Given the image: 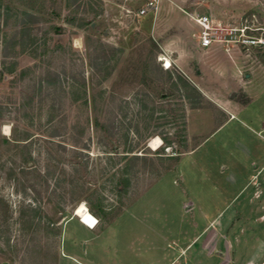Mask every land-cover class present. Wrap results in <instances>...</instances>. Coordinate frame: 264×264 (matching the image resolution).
Returning <instances> with one entry per match:
<instances>
[{
  "label": "rangeland",
  "instance_id": "rangeland-1",
  "mask_svg": "<svg viewBox=\"0 0 264 264\" xmlns=\"http://www.w3.org/2000/svg\"><path fill=\"white\" fill-rule=\"evenodd\" d=\"M144 2L0 0V264H57L63 226L67 237L88 236L72 216L82 203L89 210L80 219L93 228L141 199L98 258L125 255L126 240L141 259L154 256L147 240L182 245L201 220L198 208L229 228L234 246L238 228L264 211V194L250 204L255 187L242 188L255 171L250 157L264 151V45L248 54L201 47L193 19L207 13L264 35V0H159L138 14ZM178 51L179 64L166 59L165 68L162 54ZM223 109L243 120L185 153L224 120ZM187 200L192 213L183 212ZM200 262L224 264L215 251Z\"/></svg>",
  "mask_w": 264,
  "mask_h": 264
},
{
  "label": "crops",
  "instance_id": "crops-1",
  "mask_svg": "<svg viewBox=\"0 0 264 264\" xmlns=\"http://www.w3.org/2000/svg\"><path fill=\"white\" fill-rule=\"evenodd\" d=\"M154 28L156 27L153 26V33L155 31ZM178 53V57L176 58L171 57L169 54H162V56H165L166 59L172 60L173 62L179 64V59L182 53L180 51H178ZM157 67L159 68L160 73L163 74L162 65L157 64ZM223 110L224 111L222 112L226 115L224 120L215 128L214 131L206 136L202 140V142L190 148L185 153L192 154L196 152L207 141V139L210 140L212 137H214L233 119H242L243 115L240 111H231L225 109ZM236 110L238 109L236 108ZM243 112L245 111L243 110ZM209 114L211 118H213V115L210 111ZM261 122V127L259 126V128H257V133L260 134H262L264 130L263 119ZM246 153L248 154L249 151H247ZM247 154H245L246 156L244 157L248 160L250 156ZM258 160L263 162H258ZM249 161L250 163H253L255 171L250 173V176L247 178V180H244L245 182L242 188L249 184L255 187L248 199L249 203L252 204L255 198H258L262 194H264V186H261L262 184H264V151L259 153L257 157H250ZM222 188L225 187H220V190ZM140 200L141 199L137 198L128 206H125L118 215H116L111 221L107 222L102 227L91 228L78 216L73 214L72 216L77 217L78 223L86 229L85 233L88 234V236L78 235L75 231V235L73 232L71 236L67 237L65 235L63 226L61 235L62 237L60 241V253L57 264H156L157 262H161L163 260H165V264H195V261H197V264H200V259L203 258L204 255H210L214 251L222 256L224 264H226V262L228 264H261L264 261V236L260 237L262 236V234L264 235V225L261 228H259L258 225L256 226V223L258 221L264 220V211L252 217L250 220H247L245 225H242L238 228V230L241 231L240 233H242L244 229L250 228L252 230L250 236L251 238H249V240H246L244 239V237L239 236L240 233L236 232L234 236L235 243L233 246L232 241L227 238V232H225V230H228L229 228H222L221 226H217L214 217L210 219L207 218L206 220L205 211L202 213V211H200L198 207L197 208L198 212L201 215V220L192 221L191 228L195 233L193 234V236L189 237L188 240L184 241L182 245L178 244L174 240H166L165 243H163V241L159 243L158 241H156V239L147 240L146 243L142 244L150 247V249L147 248V252L150 251L151 254L152 252H154L155 257L152 256L151 258L141 259L139 257H132L130 253L133 251L132 243L129 240H126L124 241L126 244H120L123 248L120 245L116 244L114 245L117 247L113 246L112 248L114 252H121V249H123V252H126L125 255L119 254L118 256L112 258L110 257L111 255L102 254V257L98 258L95 250L99 249L104 254H106L107 251H111L109 249L111 244H109L108 241L106 242L104 240L105 236L110 233L112 228L121 227V223L123 222V220L126 219L127 215L131 214L132 208L134 207V205H137ZM194 203L195 202H193L192 200H187V202L183 203V212L192 213L193 210L196 209ZM260 207L264 209V203H261ZM72 216L64 223V225L72 220ZM198 228H200V230H198ZM219 239L220 242L221 239H224V241L221 243L217 242ZM196 243L197 245H195ZM219 243L220 246L224 247L220 248ZM118 247H121V249H118ZM191 248H193V250H191ZM157 254H159V257Z\"/></svg>",
  "mask_w": 264,
  "mask_h": 264
},
{
  "label": "built area",
  "instance_id": "built-area-1",
  "mask_svg": "<svg viewBox=\"0 0 264 264\" xmlns=\"http://www.w3.org/2000/svg\"><path fill=\"white\" fill-rule=\"evenodd\" d=\"M159 0H145L139 8L138 14H145L148 10H155ZM194 21L200 28L198 34V44L201 47L223 46L225 50L237 49L245 54L246 50L258 48L264 45V35L253 34L251 30L257 27L248 24L222 25L214 23L212 17L207 13H198L193 16ZM165 68L171 65L167 64L165 56L160 59ZM96 216V222L98 223ZM264 264V261L261 263Z\"/></svg>",
  "mask_w": 264,
  "mask_h": 264
},
{
  "label": "bare ground",
  "instance_id": "bare-ground-1",
  "mask_svg": "<svg viewBox=\"0 0 264 264\" xmlns=\"http://www.w3.org/2000/svg\"><path fill=\"white\" fill-rule=\"evenodd\" d=\"M5 130H8V127L5 128ZM162 144L161 140L159 137H154L153 139H151L148 143V146L151 147L152 149H157L158 147H161L160 145ZM88 207L86 205V203H82L79 206H77L74 210V215L78 216L79 218H83L86 213H87ZM92 214V213H91ZM93 215V214H92ZM94 216V223L93 225L96 226L97 222H96V216ZM98 221V220H97Z\"/></svg>",
  "mask_w": 264,
  "mask_h": 264
},
{
  "label": "trees",
  "instance_id": "trees-1",
  "mask_svg": "<svg viewBox=\"0 0 264 264\" xmlns=\"http://www.w3.org/2000/svg\"><path fill=\"white\" fill-rule=\"evenodd\" d=\"M176 76V79L178 80V82L181 84V86L182 87H184V86H186L188 83L186 82V80H184V78H182L181 76H179V74H176L175 75ZM190 87H191V90L198 96V97H201L202 98V95H201V92L196 88V87H194V86H192V85H190ZM162 93H164V92H162ZM186 95H187V93H186ZM193 107H195V106H193ZM178 159V157H175V161ZM173 166V165H172ZM170 167H168L167 169H169ZM119 213V212H118ZM117 213V214H118ZM117 214H115L114 216H113V218L117 215Z\"/></svg>",
  "mask_w": 264,
  "mask_h": 264
},
{
  "label": "water",
  "instance_id": "water-1",
  "mask_svg": "<svg viewBox=\"0 0 264 264\" xmlns=\"http://www.w3.org/2000/svg\"><path fill=\"white\" fill-rule=\"evenodd\" d=\"M95 22H92V26H94Z\"/></svg>",
  "mask_w": 264,
  "mask_h": 264
}]
</instances>
